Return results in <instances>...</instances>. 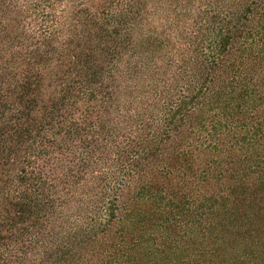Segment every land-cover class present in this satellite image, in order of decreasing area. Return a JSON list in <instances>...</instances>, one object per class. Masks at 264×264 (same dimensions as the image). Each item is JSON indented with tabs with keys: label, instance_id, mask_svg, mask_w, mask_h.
<instances>
[{
	"label": "trees",
	"instance_id": "trees-1",
	"mask_svg": "<svg viewBox=\"0 0 264 264\" xmlns=\"http://www.w3.org/2000/svg\"><path fill=\"white\" fill-rule=\"evenodd\" d=\"M0 264H264V0H0Z\"/></svg>",
	"mask_w": 264,
	"mask_h": 264
}]
</instances>
